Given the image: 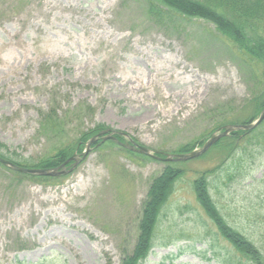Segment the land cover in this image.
I'll return each instance as SVG.
<instances>
[{
  "label": "rangeland",
  "instance_id": "1",
  "mask_svg": "<svg viewBox=\"0 0 264 264\" xmlns=\"http://www.w3.org/2000/svg\"><path fill=\"white\" fill-rule=\"evenodd\" d=\"M146 8V0H0L5 158L14 152L37 162L63 151L69 159L97 126L122 135L119 143L130 139L180 154L199 149L225 125L257 119L262 62L242 54L209 21L147 18ZM248 20L244 28L255 26L250 38H264V23ZM182 72L184 82L174 81ZM109 142H94L76 168L48 182L0 166V264H121L136 244L151 181L167 166L184 174L140 264H221L227 256L246 264L215 235L192 182L205 172L227 223L260 239L264 152L258 146L232 159L226 146L214 147L171 164ZM83 151L84 145L77 154Z\"/></svg>",
  "mask_w": 264,
  "mask_h": 264
},
{
  "label": "trees",
  "instance_id": "2",
  "mask_svg": "<svg viewBox=\"0 0 264 264\" xmlns=\"http://www.w3.org/2000/svg\"><path fill=\"white\" fill-rule=\"evenodd\" d=\"M146 2L145 15L147 18H160L164 14H170V16H179L180 19L199 18L211 22L219 34L230 36L234 45L242 50V54H247L251 59L261 61L264 68V38L255 36L254 39H251L250 37L254 34L255 26L251 24L245 28L243 27L244 21H249L248 19L253 17L256 19L254 22L264 23V0H146ZM261 18L262 20H260ZM153 24H156L155 21H153ZM253 105L255 112L259 113L262 110L264 106V84L257 98L253 100ZM48 119L47 116L44 120L48 121ZM251 120L245 124L250 123ZM231 123L237 124L236 122ZM263 125L264 121L252 131L233 132L228 137L218 140L211 148L226 146V155L229 159L234 158L235 154L244 155V151L248 146H258L264 152ZM104 128L103 126H97L92 132L83 135L73 152H78L82 149L84 143L88 140L86 137L91 138ZM115 137L119 142L126 141L120 134H117ZM109 143L115 144L113 142ZM191 150L183 149L179 153H188ZM3 151H7V148L4 145H0V157L7 159ZM12 155L14 158L12 160L7 159L8 161L30 169L56 167L69 157L68 154L61 151L51 158L33 162L18 157L14 152ZM224 162L218 164L214 170L219 171ZM14 174L22 178L24 176L26 178H36L35 180L40 182H48L51 179L20 173ZM183 174V170L167 166L160 175L151 181L143 205L136 244L131 254L125 256L121 264H140L147 258L154 246L155 230L160 221L162 211L166 207L176 183ZM192 189L196 202L202 208L204 215L214 225L215 235L219 236L233 249L231 250L235 255L234 257L239 261H244L246 264H264V233L260 235V239L253 240L227 223L210 195L209 182L205 172L192 182ZM167 245L164 244L162 246L165 247ZM216 258H218L217 255ZM220 260L221 264H233L232 257L230 256L222 257ZM234 263L237 264L236 262Z\"/></svg>",
  "mask_w": 264,
  "mask_h": 264
},
{
  "label": "water",
  "instance_id": "3",
  "mask_svg": "<svg viewBox=\"0 0 264 264\" xmlns=\"http://www.w3.org/2000/svg\"><path fill=\"white\" fill-rule=\"evenodd\" d=\"M264 120V108L262 109L261 113L259 114V117L257 118V120L249 125H243V126H239V125H228L223 127V131L221 133L218 134H212L210 136V138L203 144V146L200 149H195L189 153H185V154H163L164 158H159L158 156H156L155 154H153L149 149L145 148V147H141L139 145H136L135 143L132 142V146H125L128 149H130L131 151H135L139 154L151 157L153 159L156 160H162L164 162H181V161H188V160H192L195 159L196 157L200 156L201 154H203L205 151L208 150V148H210L216 141H218L220 138L226 137L229 135V133L233 132V131H239V130H243V131H250L252 129H254L255 127H257L262 121ZM108 131H103L101 133H99L98 136L94 137L89 143L86 144V149L83 153L80 154H73L69 159H67L63 164L59 165L58 167L55 168H50V169H24L21 167H18L14 164H12L9 161H6L2 158H0V164L6 168H9L13 171L19 172V173H24V174H29V175H37V176H46V177H59L62 175L67 174L68 172H70L73 168H75L78 163L80 162V160L88 153V151L90 150V145L92 143V141H94L96 138H98L99 136L106 134ZM113 132H111V134L107 137H103L102 141H106V140H112V141H116L115 138L112 136ZM69 162H73L72 163V167L70 170H66V165Z\"/></svg>",
  "mask_w": 264,
  "mask_h": 264
},
{
  "label": "bare ground",
  "instance_id": "4",
  "mask_svg": "<svg viewBox=\"0 0 264 264\" xmlns=\"http://www.w3.org/2000/svg\"><path fill=\"white\" fill-rule=\"evenodd\" d=\"M169 63V62H168ZM159 69H160V67H159ZM162 69V68H161ZM181 74H183V72L182 73H175V75H174V81H179V80H181V81H183V78H181ZM184 82V81H183ZM187 103H191V101H189V102H187Z\"/></svg>",
  "mask_w": 264,
  "mask_h": 264
}]
</instances>
